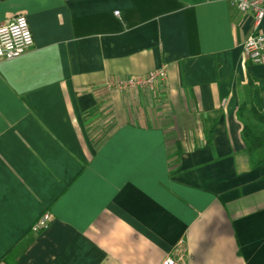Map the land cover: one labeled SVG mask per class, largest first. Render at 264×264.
<instances>
[{
	"label": "crops",
	"instance_id": "crops-1",
	"mask_svg": "<svg viewBox=\"0 0 264 264\" xmlns=\"http://www.w3.org/2000/svg\"><path fill=\"white\" fill-rule=\"evenodd\" d=\"M19 14L33 45L0 59V264H161L181 242L187 264H264L253 15L228 0H0V24ZM163 66L154 91L105 89Z\"/></svg>",
	"mask_w": 264,
	"mask_h": 264
},
{
	"label": "built area",
	"instance_id": "built-area-1",
	"mask_svg": "<svg viewBox=\"0 0 264 264\" xmlns=\"http://www.w3.org/2000/svg\"><path fill=\"white\" fill-rule=\"evenodd\" d=\"M230 5L239 11L254 17V28L247 36L243 51L246 57L255 64L264 65V34L259 31V26L264 20V0H228ZM117 16L120 12L117 11ZM33 45L32 34L26 16L19 14L9 22L0 24V59L12 60L18 58ZM167 79L166 67L151 72L147 76L131 77L128 79L109 81L105 84L106 91H126L132 89H146L154 91L157 84ZM52 215L43 213L31 226L30 231L37 233L48 227ZM186 246L181 242L172 256L167 257L161 264H187Z\"/></svg>",
	"mask_w": 264,
	"mask_h": 264
},
{
	"label": "trees",
	"instance_id": "trees-1",
	"mask_svg": "<svg viewBox=\"0 0 264 264\" xmlns=\"http://www.w3.org/2000/svg\"><path fill=\"white\" fill-rule=\"evenodd\" d=\"M95 112H90L89 114H94ZM249 135V134H248ZM258 142V144H256V146H259L260 144H261V140H258L257 141Z\"/></svg>",
	"mask_w": 264,
	"mask_h": 264
}]
</instances>
